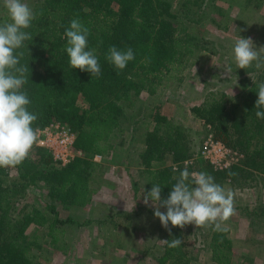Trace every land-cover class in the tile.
I'll return each instance as SVG.
<instances>
[{"label":"trees","instance_id":"obj_1","mask_svg":"<svg viewBox=\"0 0 264 264\" xmlns=\"http://www.w3.org/2000/svg\"><path fill=\"white\" fill-rule=\"evenodd\" d=\"M200 3L182 0L183 6L199 7ZM172 6L171 0H40L34 4L33 11L42 10L43 14L27 29L32 40L18 50L24 53L21 65L28 66V82L23 87L30 100L28 110L38 116L33 127L42 128L54 121L66 124L75 133L74 147L83 155L60 165L48 151L36 147L21 165L0 168V264H42L33 262L31 247L39 246L35 236L30 237L29 226L45 227V234L56 242L63 225L77 223L71 216H61L58 207H84L91 201L90 179L101 167L92 156L112 149L113 134L122 131L123 102L130 104L131 95L142 90L153 93L164 72L180 67L193 53V36L178 27ZM73 19L89 29L88 47L95 50L100 63L99 77L69 64L64 33ZM8 20V15L0 16V23ZM112 46L125 51L131 48L135 54L123 71L106 59ZM261 83L257 78L243 85L235 99L210 94L191 106L193 115L211 126L216 139L242 154L237 163L215 170L197 158L201 172L222 182L244 178L253 171L264 174V120L255 115L264 110L255 107ZM150 117L154 125L144 132L139 157L148 173L147 184L161 185L162 199H167L184 170L181 162L193 151L186 144L182 127L158 109ZM30 186L43 189L44 208L35 203L16 208ZM162 209L166 213L167 209ZM169 227L172 235L166 230L163 240L181 238V228ZM209 229L212 261L232 264L233 244L228 232ZM162 246L163 254L154 264H188L184 243L175 249L164 242Z\"/></svg>","mask_w":264,"mask_h":264},{"label":"rangeland","instance_id":"obj_2","mask_svg":"<svg viewBox=\"0 0 264 264\" xmlns=\"http://www.w3.org/2000/svg\"><path fill=\"white\" fill-rule=\"evenodd\" d=\"M38 1L25 0L31 8ZM171 1L178 27L185 28L196 43L193 53L180 67L165 71L153 93L142 90L131 95L130 104L123 102L126 113L122 131H115L108 159L92 174L91 201L84 207H58L61 216H71L77 223L63 225L56 242L45 234V227L29 226L28 233L35 236L39 246L31 247L33 262L154 264L163 254L166 229L154 217V208L143 203V192L152 187L147 184L148 173L139 155L144 132L154 125L150 115L158 109L182 127L193 154L181 165L190 173L201 172L199 160L212 165L201 154L204 142L209 136L216 138L211 126L193 115L191 106L210 94L235 99L243 85L257 78L264 83V67L239 69L233 58L234 42L239 36L251 38L257 50L264 47V0H200L199 7L183 6L182 0ZM4 14L8 15L0 0V16ZM215 182L234 195L237 214L227 222L233 244L232 264H264V174L253 171L235 181L216 178ZM45 200L42 188L30 186L16 208L24 203L44 208ZM181 231L188 264H214L210 229L190 224Z\"/></svg>","mask_w":264,"mask_h":264},{"label":"clouds","instance_id":"obj_3","mask_svg":"<svg viewBox=\"0 0 264 264\" xmlns=\"http://www.w3.org/2000/svg\"><path fill=\"white\" fill-rule=\"evenodd\" d=\"M3 7L9 20L0 23V168H15L29 158L39 143L40 130L33 127L38 116L28 110L30 100L23 90L28 82V66L21 65L24 53L18 50L26 47L25 41L32 40L27 29L43 12H34L25 0H3ZM64 36L70 66L99 77L100 63L95 50L88 47L89 29L80 20L73 19ZM262 53L264 47L257 50L251 38L239 36L234 42L233 58L239 69L264 67ZM106 59L123 71L135 59V54L131 48L125 51L112 46ZM257 94L255 107L264 109V83L258 85ZM255 115L264 120V110L256 111ZM161 192L162 186L154 184L150 191L143 192V203L154 208V217L170 236L169 223L181 229L192 224L196 228H211L220 233L230 231L227 222L237 214L234 195L216 183L211 174L203 171L190 173L185 168L172 185L167 199H162ZM162 207L167 209L166 213L160 210ZM162 241L172 249L183 243L181 238Z\"/></svg>","mask_w":264,"mask_h":264},{"label":"built area","instance_id":"obj_4","mask_svg":"<svg viewBox=\"0 0 264 264\" xmlns=\"http://www.w3.org/2000/svg\"><path fill=\"white\" fill-rule=\"evenodd\" d=\"M39 143L35 147L43 148L51 155L54 162L65 165L74 157L83 155L81 149L74 147L75 133L61 122H51L38 128ZM202 156L209 160L213 167L223 169L238 162L241 153L209 136L201 150ZM96 163L108 159V154L96 153L92 156Z\"/></svg>","mask_w":264,"mask_h":264}]
</instances>
